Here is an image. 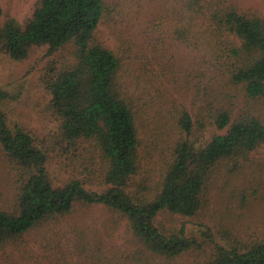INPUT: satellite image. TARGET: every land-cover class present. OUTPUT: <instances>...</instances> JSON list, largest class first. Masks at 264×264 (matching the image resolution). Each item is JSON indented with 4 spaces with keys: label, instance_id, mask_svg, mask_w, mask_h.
I'll list each match as a JSON object with an SVG mask.
<instances>
[{
    "label": "trees",
    "instance_id": "1",
    "mask_svg": "<svg viewBox=\"0 0 264 264\" xmlns=\"http://www.w3.org/2000/svg\"><path fill=\"white\" fill-rule=\"evenodd\" d=\"M177 1L171 9L176 23L186 19L198 38L207 35L212 49L221 43L222 60L213 66L226 88L239 89L248 100H264V15L245 13L234 0ZM105 15V0H37L21 23L0 7V54L22 61L34 48L46 47L39 81L50 94L57 122L52 146L11 125L5 107L19 91L0 88V149L16 189L13 207L0 209V244L69 213L75 204H100L120 215L143 249L163 264H177L176 258L192 249L207 250L194 264H264V229L248 242L225 246L205 224H199L200 242L186 233L185 221L171 228L158 223L162 213L198 216L214 181L235 177L264 143V112H234L219 104L199 108L194 123L182 110L177 125L185 137L173 146L158 185L150 191L135 186L140 164L136 113L120 90L118 56L94 38ZM211 80H216L213 75ZM207 124L225 132L202 142L189 138ZM54 151L69 160L84 157L82 172L95 173L101 190L87 189L77 177L56 184L48 168Z\"/></svg>",
    "mask_w": 264,
    "mask_h": 264
},
{
    "label": "rangeland",
    "instance_id": "2",
    "mask_svg": "<svg viewBox=\"0 0 264 264\" xmlns=\"http://www.w3.org/2000/svg\"><path fill=\"white\" fill-rule=\"evenodd\" d=\"M37 0H0L3 15L23 22ZM106 15L95 31V40L120 61V90L136 113L140 164L135 186L156 187L173 146L185 137L177 120L182 110L197 119L199 108L223 105L237 110L264 112V100H248L239 89L226 88L221 71L213 64L223 54L218 42L212 49L207 35L198 38L195 26L176 23L172 6L177 0H105ZM245 13L264 15V0H234ZM199 27V26H198ZM46 47L34 48L22 61L0 54V88L18 90L19 98L5 107L10 124H18L52 146L57 128L49 109L50 94L39 81L46 62ZM224 53V52H223ZM211 75L216 80H211ZM207 124L189 136L208 140L223 133ZM48 141V142H47ZM83 155V153H81ZM85 158L72 160L54 151L48 165L56 184L70 177L85 181L86 188L101 190L97 175L82 172ZM0 149V209L14 203L15 178ZM209 201L195 218L162 213L165 228L185 221L186 233L198 234L199 224L212 229L214 240L227 246L234 240L250 241L264 229V143L247 158L235 177L214 181ZM253 236V237H252ZM197 239V240H198ZM198 240V242H199ZM207 250H190L177 264H194ZM0 264H163L136 241L120 215L100 205L75 204L71 211L36 226L12 242L0 244Z\"/></svg>",
    "mask_w": 264,
    "mask_h": 264
}]
</instances>
